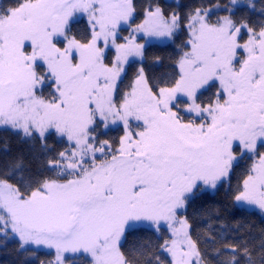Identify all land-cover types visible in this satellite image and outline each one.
I'll use <instances>...</instances> for the list:
<instances>
[{
  "label": "snow or ice",
  "instance_id": "snow-or-ice-1",
  "mask_svg": "<svg viewBox=\"0 0 264 264\" xmlns=\"http://www.w3.org/2000/svg\"><path fill=\"white\" fill-rule=\"evenodd\" d=\"M169 8L0 0V132L23 146L0 138V241L21 264H264V0Z\"/></svg>",
  "mask_w": 264,
  "mask_h": 264
},
{
  "label": "trees",
  "instance_id": "trees-1",
  "mask_svg": "<svg viewBox=\"0 0 264 264\" xmlns=\"http://www.w3.org/2000/svg\"><path fill=\"white\" fill-rule=\"evenodd\" d=\"M138 3H143V0H137ZM162 3L166 5H170L171 8L168 10H172V8H176L177 5H181L182 7L176 8V10L180 11L182 14L187 12L192 6H199L200 4H204L206 6H210L217 2V0H179L177 3L173 1L161 0ZM226 2V0H225ZM177 41V44L182 42ZM175 51V47H154L149 53V63L151 64L152 57L161 56L167 58L172 55ZM0 138H7L12 150V153L15 154L17 151L23 148L22 145L18 143V141L14 137H8L6 133L0 132ZM2 156V153H0ZM235 183V181H234ZM207 203H216L222 205L224 202L223 193L213 197L209 195L205 198ZM201 202H198V204ZM228 213L225 212V215ZM245 219L255 225H261V217L257 213L256 215H246ZM201 221L197 220L196 223L199 224ZM40 259H49L50 257L46 255V252L40 251L39 253ZM27 258V254L25 256H21L17 250L16 243L14 241H8L5 245L2 241H0V264H21V261Z\"/></svg>",
  "mask_w": 264,
  "mask_h": 264
},
{
  "label": "rangeland",
  "instance_id": "rangeland-1",
  "mask_svg": "<svg viewBox=\"0 0 264 264\" xmlns=\"http://www.w3.org/2000/svg\"><path fill=\"white\" fill-rule=\"evenodd\" d=\"M167 1H173V2L177 3L179 0H167ZM252 211H256L258 213V210H252ZM40 251L47 252V250H45V249H41Z\"/></svg>",
  "mask_w": 264,
  "mask_h": 264
}]
</instances>
